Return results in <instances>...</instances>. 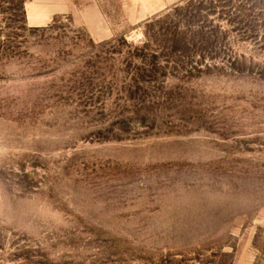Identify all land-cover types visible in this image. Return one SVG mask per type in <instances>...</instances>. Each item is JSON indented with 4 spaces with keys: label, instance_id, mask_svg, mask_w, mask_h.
Here are the masks:
<instances>
[{
    "label": "rangeland",
    "instance_id": "rangeland-1",
    "mask_svg": "<svg viewBox=\"0 0 264 264\" xmlns=\"http://www.w3.org/2000/svg\"><path fill=\"white\" fill-rule=\"evenodd\" d=\"M0 0V264H264V0H183L97 41Z\"/></svg>",
    "mask_w": 264,
    "mask_h": 264
},
{
    "label": "crops",
    "instance_id": "crops-1",
    "mask_svg": "<svg viewBox=\"0 0 264 264\" xmlns=\"http://www.w3.org/2000/svg\"><path fill=\"white\" fill-rule=\"evenodd\" d=\"M183 0H25V21L30 27H47L67 18L91 38L103 41L124 34L152 16Z\"/></svg>",
    "mask_w": 264,
    "mask_h": 264
}]
</instances>
